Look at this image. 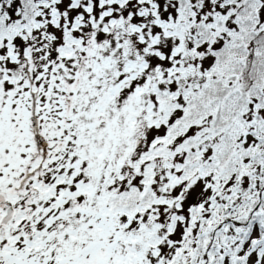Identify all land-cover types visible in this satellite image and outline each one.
<instances>
[{
    "label": "snow or ice",
    "instance_id": "1",
    "mask_svg": "<svg viewBox=\"0 0 264 264\" xmlns=\"http://www.w3.org/2000/svg\"><path fill=\"white\" fill-rule=\"evenodd\" d=\"M0 264H264V0H0Z\"/></svg>",
    "mask_w": 264,
    "mask_h": 264
}]
</instances>
